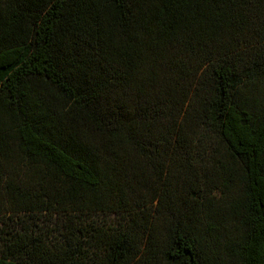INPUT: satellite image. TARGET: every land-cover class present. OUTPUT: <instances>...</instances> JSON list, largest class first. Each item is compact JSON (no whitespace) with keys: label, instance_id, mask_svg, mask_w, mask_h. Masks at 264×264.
<instances>
[{"label":"trees","instance_id":"obj_1","mask_svg":"<svg viewBox=\"0 0 264 264\" xmlns=\"http://www.w3.org/2000/svg\"><path fill=\"white\" fill-rule=\"evenodd\" d=\"M0 264H264V0H0Z\"/></svg>","mask_w":264,"mask_h":264},{"label":"rangeland","instance_id":"obj_2","mask_svg":"<svg viewBox=\"0 0 264 264\" xmlns=\"http://www.w3.org/2000/svg\"><path fill=\"white\" fill-rule=\"evenodd\" d=\"M20 218L22 219L23 216L21 215ZM35 218V219H34ZM34 218H24L25 220H29L31 221V226L32 228L37 232V234L43 233L44 235L51 236L49 240H51V242L53 241H57L60 239V230H61V224H62V216L58 213H52V214H38L37 216H34ZM14 220V222L16 221V219H18V217L13 216L12 218ZM84 220L86 221H95V222H99V223H108V224H112L114 222H116L118 220V217L115 214H100V215H93V216H86L83 217ZM3 220L5 221L6 218H3ZM12 231H16V224L14 223V225L11 226ZM88 254L89 255H95L97 251H95L94 249L90 248L87 249Z\"/></svg>","mask_w":264,"mask_h":264}]
</instances>
